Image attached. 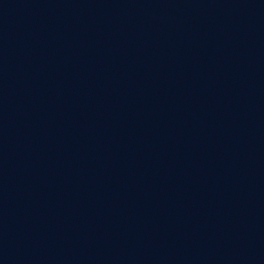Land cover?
Instances as JSON below:
<instances>
[{
  "label": "water",
  "instance_id": "95a60500",
  "mask_svg": "<svg viewBox=\"0 0 264 264\" xmlns=\"http://www.w3.org/2000/svg\"><path fill=\"white\" fill-rule=\"evenodd\" d=\"M0 113L264 191V0H0Z\"/></svg>",
  "mask_w": 264,
  "mask_h": 264
}]
</instances>
